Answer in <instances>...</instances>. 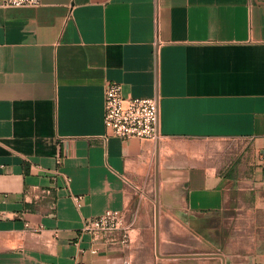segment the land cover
Returning a JSON list of instances; mask_svg holds the SVG:
<instances>
[{
    "label": "crops",
    "instance_id": "crops-1",
    "mask_svg": "<svg viewBox=\"0 0 264 264\" xmlns=\"http://www.w3.org/2000/svg\"><path fill=\"white\" fill-rule=\"evenodd\" d=\"M39 2L0 5V264H264V0ZM108 81L160 142L103 138Z\"/></svg>",
    "mask_w": 264,
    "mask_h": 264
},
{
    "label": "built area",
    "instance_id": "built-area-1",
    "mask_svg": "<svg viewBox=\"0 0 264 264\" xmlns=\"http://www.w3.org/2000/svg\"><path fill=\"white\" fill-rule=\"evenodd\" d=\"M39 0H0L4 7H34ZM104 139L117 136L122 139L136 138L143 141L160 142L159 99L153 97H133L122 94L121 85L108 81L105 84L103 100ZM68 182V179H67ZM77 202L80 197L75 198ZM130 224L125 223L124 213L120 210H106L99 216L87 218L83 231L93 238L109 236L122 232L123 239L128 235Z\"/></svg>",
    "mask_w": 264,
    "mask_h": 264
}]
</instances>
